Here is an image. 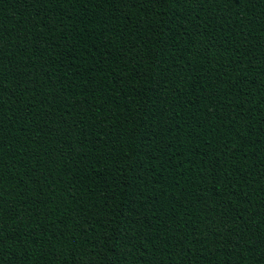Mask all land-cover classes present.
<instances>
[{
  "label": "trees",
  "instance_id": "16d2710c",
  "mask_svg": "<svg viewBox=\"0 0 264 264\" xmlns=\"http://www.w3.org/2000/svg\"><path fill=\"white\" fill-rule=\"evenodd\" d=\"M0 264H264V0H0Z\"/></svg>",
  "mask_w": 264,
  "mask_h": 264
}]
</instances>
